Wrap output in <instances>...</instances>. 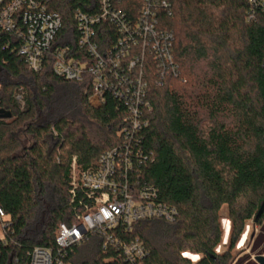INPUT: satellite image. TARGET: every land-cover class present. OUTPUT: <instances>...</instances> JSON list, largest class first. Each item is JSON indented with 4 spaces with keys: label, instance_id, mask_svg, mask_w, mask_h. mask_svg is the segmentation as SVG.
Wrapping results in <instances>:
<instances>
[{
    "label": "trees",
    "instance_id": "trees-1",
    "mask_svg": "<svg viewBox=\"0 0 264 264\" xmlns=\"http://www.w3.org/2000/svg\"><path fill=\"white\" fill-rule=\"evenodd\" d=\"M169 3L159 24L174 37L179 74L161 79L149 65V125L139 137L146 162L136 173L178 215L174 223L139 221L131 236L148 251L144 264H191L183 253L199 256L197 264H233L247 221L260 229L250 252L264 242V12L249 19L247 0ZM96 4L51 2L62 19L58 45L74 46L75 10L93 14ZM101 28L108 33L109 26ZM115 37L98 41L110 47ZM19 45L15 31L0 29V110L11 115L0 119V208L13 231L9 244H0V264H29V250L55 246L59 224H73L72 159L81 171L95 166L121 143L117 133L127 116V108L109 94L93 109L92 89L55 76L50 56L40 72L30 71ZM224 208L230 230L226 248L217 253ZM102 243L89 235L66 264H123L111 260Z\"/></svg>",
    "mask_w": 264,
    "mask_h": 264
},
{
    "label": "built area",
    "instance_id": "built-area-1",
    "mask_svg": "<svg viewBox=\"0 0 264 264\" xmlns=\"http://www.w3.org/2000/svg\"><path fill=\"white\" fill-rule=\"evenodd\" d=\"M52 1L0 0V29L15 31L18 55L30 71L40 72L50 56L55 76L92 89L88 104L93 109L100 108L109 94L127 108V116L126 126L117 133L121 143L101 154L95 166L81 171L72 159L68 196L73 224H59L53 248L29 250V264H66L68 254L89 235L102 239L111 260L144 264L148 251L139 238H132L134 224L151 219L174 223L178 215L174 207L159 202L157 190L141 183L136 173L146 162L139 137L149 125L145 117L151 110L149 65H154L161 79L179 74L174 37L159 24L160 12L170 8L169 0H96L93 14L76 9L74 46L56 42L62 19L49 8ZM247 2L249 19L258 10L264 12V0ZM128 3L132 8H127ZM103 25L109 26L108 33ZM112 33L116 36L113 45L99 43L102 35L107 38ZM12 235L11 220L0 208V244H9ZM182 256L191 264L200 261L190 253Z\"/></svg>",
    "mask_w": 264,
    "mask_h": 264
},
{
    "label": "rangeland",
    "instance_id": "rangeland-1",
    "mask_svg": "<svg viewBox=\"0 0 264 264\" xmlns=\"http://www.w3.org/2000/svg\"><path fill=\"white\" fill-rule=\"evenodd\" d=\"M5 79V74L0 72V82L3 81ZM222 215V226H223V230H224V236H223V241L222 244L219 246V248L217 249V252H222L227 245V240H228V236H229V230H230V224L227 220V215H226V209L224 208L221 212ZM259 228L254 226L253 223H251L250 221H247L245 223V228L243 231V234L238 242V244L236 245L235 251H233V256H235V261L239 262L241 260H244L246 262H254L255 264H257L255 261H252V258H256L257 256H262L264 257V242L263 245L261 246L260 250L256 253H252L250 252V247L253 243V239L256 237V235L259 233ZM262 232H264V226L262 229ZM260 254V255H259ZM244 261V263H246Z\"/></svg>",
    "mask_w": 264,
    "mask_h": 264
},
{
    "label": "water",
    "instance_id": "water-1",
    "mask_svg": "<svg viewBox=\"0 0 264 264\" xmlns=\"http://www.w3.org/2000/svg\"><path fill=\"white\" fill-rule=\"evenodd\" d=\"M11 117L10 113H5L4 111L0 110V119H9ZM255 262L257 264H264V257L257 256L255 258Z\"/></svg>",
    "mask_w": 264,
    "mask_h": 264
},
{
    "label": "crops",
    "instance_id": "crops-1",
    "mask_svg": "<svg viewBox=\"0 0 264 264\" xmlns=\"http://www.w3.org/2000/svg\"><path fill=\"white\" fill-rule=\"evenodd\" d=\"M256 236H257V235H256ZM255 238H256V237H255ZM255 238H254V239H255ZM254 239H253V241H254ZM250 248H251V247H250ZM245 262H246V261H245ZM248 263L255 264L254 262H246V263L243 262L242 264H248ZM234 264H235V263H234Z\"/></svg>",
    "mask_w": 264,
    "mask_h": 264
}]
</instances>
